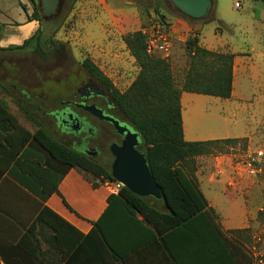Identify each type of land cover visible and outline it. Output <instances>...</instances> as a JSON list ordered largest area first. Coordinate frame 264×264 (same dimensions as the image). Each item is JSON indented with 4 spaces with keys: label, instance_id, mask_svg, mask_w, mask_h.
<instances>
[{
    "label": "rangeland",
    "instance_id": "rangeland-1",
    "mask_svg": "<svg viewBox=\"0 0 264 264\" xmlns=\"http://www.w3.org/2000/svg\"><path fill=\"white\" fill-rule=\"evenodd\" d=\"M19 1L31 15L41 6V0H10L15 6L11 15L17 20L23 16ZM214 1L213 13L196 21L181 16L171 0H60L55 16L40 12L41 27L28 47L0 48V100L26 127L35 131L39 123L61 141L59 128L44 121V112L59 107L71 93L69 86H44L56 66L69 70L72 64L89 60L124 94L140 73L126 38L142 31L149 40L161 20L169 28L170 53L155 56L167 61L177 84L190 68L186 45L190 36L198 34L199 45L206 50L234 54L232 96L193 95L185 99L182 113L186 141H228L189 160L186 168L224 219L245 225L226 233L264 264V157L258 156L264 155V3ZM167 15L182 17L190 30H181L180 38H175ZM106 169L111 172L110 165ZM148 200L162 207L156 199Z\"/></svg>",
    "mask_w": 264,
    "mask_h": 264
},
{
    "label": "trees",
    "instance_id": "trees-1",
    "mask_svg": "<svg viewBox=\"0 0 264 264\" xmlns=\"http://www.w3.org/2000/svg\"><path fill=\"white\" fill-rule=\"evenodd\" d=\"M252 1L264 3V0ZM20 5L29 21H40L41 6L38 5L31 15L22 3ZM177 12L185 17L178 10ZM165 23L162 20L159 22L169 33L168 25ZM36 34L25 40L22 45L10 46L7 49H25L35 39ZM196 35L190 36L186 41L190 68L182 84L175 82L170 65L165 59L148 53V38L142 31L134 32L126 38L127 47L138 63L140 73L124 94L119 93L92 62L86 60L83 63V66L104 85L114 89L117 102L140 135L141 152L145 154L163 195V200H157L162 204L160 207L151 205L148 198L139 197L121 186L118 194L108 198L109 206L106 212L116 208L123 214L132 216L139 214L159 235L165 236L167 233L176 232L182 240L206 237L207 240H211L213 238L211 232L215 230L219 246L223 248L225 254H246L243 244L237 245L234 237L220 229L197 179L189 174L186 168L189 160L209 154L212 149L218 148L221 143L228 140L186 141L182 118V94L193 93L229 99L233 92L234 54L206 50L199 45V38ZM0 115L6 116L4 122L9 123L7 126L2 120L0 122L1 129L6 131L3 135L5 142L3 155L9 166H14L12 174L42 203L58 192L60 182L71 168H79L94 178H100L101 181L105 179L116 182L112 172L89 162L81 153L51 136L41 124L38 123L35 131L26 129L10 113L9 107L2 100ZM3 173L0 172V177ZM42 203L33 223L25 228L17 248L32 255L40 254L45 225L52 231V241L64 252L66 264H72L77 260L79 251L73 250L74 246L70 240L65 241L68 238L61 224L72 226ZM104 217L105 215L94 223L91 234L82 237L90 240L97 234L108 246L107 238L100 228ZM208 229L210 232H207ZM29 243L34 245L29 247L27 245ZM213 246H216L214 242L205 245L208 248Z\"/></svg>",
    "mask_w": 264,
    "mask_h": 264
},
{
    "label": "crops",
    "instance_id": "crops-1",
    "mask_svg": "<svg viewBox=\"0 0 264 264\" xmlns=\"http://www.w3.org/2000/svg\"><path fill=\"white\" fill-rule=\"evenodd\" d=\"M215 5L214 1V7ZM14 7H11L10 0H0V48L22 45L41 27L39 20L29 21L24 10L23 16H20L19 20L15 19L11 15ZM19 7H21L20 1ZM150 16L152 17V14ZM167 17L175 38H180L181 30H190L189 24L182 17L177 15H167ZM193 95L197 94L183 93L182 113L185 99H193ZM9 111L18 119L14 112L10 109ZM4 119L7 117L0 115V122L1 120L4 122ZM18 121L32 132L19 119ZM4 123L9 125L7 122ZM183 127L185 134V122ZM4 134L6 131L1 129L0 124V172H4L0 177V264H42L40 262L66 264L64 252L52 241V231L45 225L44 238H41V252L37 254L38 256L17 248L25 228L33 223L40 212L42 202L13 176L14 166H9L3 155ZM113 194L116 195L118 192L115 191V185L111 181L103 183L100 178H94L79 168H71L60 182L58 192L42 203L72 226L61 224L68 238L65 241L70 240L74 246L73 250L79 251L77 260L72 264H259L261 262L247 253L225 254L223 248L219 246L215 230L211 232L213 237L211 240H207V237L182 240L176 232L167 233L165 236L159 235L139 214L136 216L123 214L116 208L106 212L109 206L108 198ZM209 207L223 232L245 228L243 224L234 225L230 220L224 219L223 212L217 205L209 202ZM104 215L100 228L107 238L108 246L97 234L90 240L84 238L91 234L94 223L100 221ZM208 230L207 232H210V229ZM235 241L237 245L242 244L238 239ZM203 242H214L216 246L208 248ZM27 245L32 247L34 244Z\"/></svg>",
    "mask_w": 264,
    "mask_h": 264
},
{
    "label": "flooded vegetation",
    "instance_id": "flooded-vegetation-1",
    "mask_svg": "<svg viewBox=\"0 0 264 264\" xmlns=\"http://www.w3.org/2000/svg\"><path fill=\"white\" fill-rule=\"evenodd\" d=\"M52 83L69 86L71 93L60 102L59 107L44 112V121L50 127L55 125L59 128L57 134L62 143L81 153L89 162L105 168L110 165L112 170L115 157L111 147L114 144L121 146L125 136L117 132L112 122L100 119L85 107H94L104 116L118 121L120 126L135 131L117 102L114 89L104 85L83 65L75 63L69 70L56 66L49 72L47 79H44V86ZM138 149L141 151V142ZM106 153L112 158V162L108 161Z\"/></svg>",
    "mask_w": 264,
    "mask_h": 264
},
{
    "label": "water",
    "instance_id": "water-1",
    "mask_svg": "<svg viewBox=\"0 0 264 264\" xmlns=\"http://www.w3.org/2000/svg\"><path fill=\"white\" fill-rule=\"evenodd\" d=\"M171 1L182 15L191 20H205L214 11L213 0ZM41 6L44 16H55L60 7V0H41ZM85 109L100 119L112 122L117 132L125 136L121 146L114 144L111 147L115 157L111 170L113 179L139 197L163 200V195L150 170L146 156L138 149L141 142L139 133L120 126L118 121L104 116L94 107H85Z\"/></svg>",
    "mask_w": 264,
    "mask_h": 264
},
{
    "label": "built area",
    "instance_id": "built-area-1",
    "mask_svg": "<svg viewBox=\"0 0 264 264\" xmlns=\"http://www.w3.org/2000/svg\"><path fill=\"white\" fill-rule=\"evenodd\" d=\"M239 7V4H236ZM157 32L148 40V53L152 55L164 53L166 56H169L170 49V34L167 33L159 24L157 26ZM258 156L261 158L264 157L263 153L259 152ZM115 185V191L119 192L120 187L122 186L118 182H112Z\"/></svg>",
    "mask_w": 264,
    "mask_h": 264
}]
</instances>
